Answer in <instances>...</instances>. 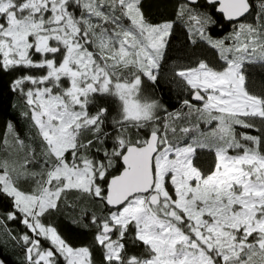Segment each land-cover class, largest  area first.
<instances>
[{
	"label": "snow or ice",
	"instance_id": "1",
	"mask_svg": "<svg viewBox=\"0 0 264 264\" xmlns=\"http://www.w3.org/2000/svg\"><path fill=\"white\" fill-rule=\"evenodd\" d=\"M206 2L232 30L214 38L199 0L181 4L187 41L217 55L174 70L191 98L169 112L145 91L176 20L143 0H0V73H20L32 129L0 139V230L31 233L6 232L25 264H97V247L99 264H264V0ZM62 207L90 219V244L44 222Z\"/></svg>",
	"mask_w": 264,
	"mask_h": 264
},
{
	"label": "trees",
	"instance_id": "2",
	"mask_svg": "<svg viewBox=\"0 0 264 264\" xmlns=\"http://www.w3.org/2000/svg\"><path fill=\"white\" fill-rule=\"evenodd\" d=\"M144 11L154 23L163 20H176L174 32L170 37V44L167 49V58L164 62L163 69L160 73L157 85L148 87L145 94L160 100L168 111H174L180 108L181 100L191 98L189 91L178 86L179 78L174 77L175 69L180 68L195 61L196 59L214 60L216 52L204 43L196 46L190 45L187 41V29L183 26V21L177 19V12L184 2L178 0H143ZM254 2V0H253ZM199 7L203 11L210 12L216 24L210 26V34L214 38H223L231 30L233 25L226 22L223 17L216 13L215 7L210 6L205 0H199ZM186 19V17L184 18ZM251 19V17H249ZM37 74V73H33ZM20 75L19 72L0 73V139L7 132V125L11 123L15 134L20 137H29L32 134L30 120L23 113L28 111L25 98L19 91L12 90V81ZM255 80V88L259 89L264 84V73L257 72L252 77ZM32 87L25 84L24 89ZM252 134H255L253 132ZM4 153L0 152V155ZM203 159L211 160L212 157L205 153ZM71 203V197L69 198ZM11 210V201L9 199H0V213ZM99 215L100 212L98 211ZM44 222L51 223L59 233L73 246L88 245L93 241L95 235V226L90 225L85 228V223L90 224V219H84L80 208L67 207L60 212L53 213L44 218ZM6 232L18 236L23 233H31L20 223L19 220L7 221L6 228L0 230V260L4 264H25V250L22 241L12 240ZM94 259L99 264L101 258L100 249H94Z\"/></svg>",
	"mask_w": 264,
	"mask_h": 264
},
{
	"label": "water",
	"instance_id": "3",
	"mask_svg": "<svg viewBox=\"0 0 264 264\" xmlns=\"http://www.w3.org/2000/svg\"><path fill=\"white\" fill-rule=\"evenodd\" d=\"M178 1H181V2H185V0H178ZM206 1V0H205ZM207 3V2H206ZM209 5V4H208ZM216 11V10H215ZM217 14H219V15H221L222 17H223V15L222 14H220V13H218V12H216ZM223 19H224V17H223ZM225 20V19H224ZM226 21V20H225ZM226 22H228V21H226ZM229 23V22H228Z\"/></svg>",
	"mask_w": 264,
	"mask_h": 264
},
{
	"label": "rangeland",
	"instance_id": "4",
	"mask_svg": "<svg viewBox=\"0 0 264 264\" xmlns=\"http://www.w3.org/2000/svg\"><path fill=\"white\" fill-rule=\"evenodd\" d=\"M0 262H2L1 260H0ZM4 264V263H3Z\"/></svg>",
	"mask_w": 264,
	"mask_h": 264
}]
</instances>
